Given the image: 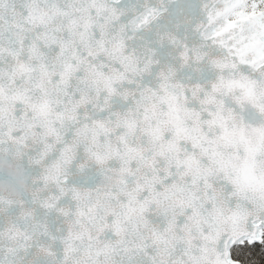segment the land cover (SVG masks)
Masks as SVG:
<instances>
[{"label":"snow or ice","instance_id":"6c2138e0","mask_svg":"<svg viewBox=\"0 0 264 264\" xmlns=\"http://www.w3.org/2000/svg\"><path fill=\"white\" fill-rule=\"evenodd\" d=\"M0 264H264V0H0Z\"/></svg>","mask_w":264,"mask_h":264}]
</instances>
